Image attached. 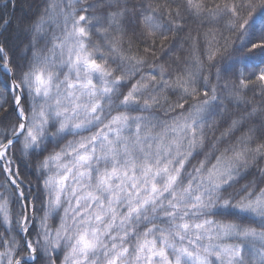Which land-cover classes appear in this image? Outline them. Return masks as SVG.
I'll list each match as a JSON object with an SVG mask.
<instances>
[{
  "label": "snow or ice",
  "instance_id": "1",
  "mask_svg": "<svg viewBox=\"0 0 264 264\" xmlns=\"http://www.w3.org/2000/svg\"><path fill=\"white\" fill-rule=\"evenodd\" d=\"M19 52L0 44V264H264V104L229 107L264 92V0H49Z\"/></svg>",
  "mask_w": 264,
  "mask_h": 264
},
{
  "label": "trees",
  "instance_id": "2",
  "mask_svg": "<svg viewBox=\"0 0 264 264\" xmlns=\"http://www.w3.org/2000/svg\"><path fill=\"white\" fill-rule=\"evenodd\" d=\"M48 2L49 0H10V2L9 0H0V44H3L4 47L9 50L10 55L18 56L20 54L19 49L22 46H27L29 41V32L32 28V25L44 11ZM93 23L95 24L96 21H93ZM188 27L193 30L192 36L195 37L197 34H199V38L202 43L204 33L209 30L208 22H205L203 26L198 27V22L194 21L190 23ZM47 31L50 34L53 31L59 33L61 30L55 28L53 25L52 27L48 28ZM91 39L96 43H100L101 45L103 44L95 29H93ZM177 41H180L183 44V47H180L177 44ZM164 43L166 47L171 45L172 47L177 48L176 53H174L171 60L169 61L173 67H176L178 63L182 62L186 56L190 54V41H187L184 38L183 33H181V35L177 37L176 40L170 39ZM49 47V43H40L39 48L42 50L41 55H50V53L47 51ZM133 50H135V45L133 46ZM157 55L160 56L159 50ZM244 92L245 94L239 102V106L233 107V105H229L234 113L250 111L253 105L259 107L260 105L264 104V92L260 90L258 81L248 84ZM175 100L176 97H169L170 102H175ZM144 115H147V113H144ZM0 118H2V114H0ZM259 120L260 117L257 115V117L251 121V126L258 128ZM225 126L226 125L221 122V129ZM248 126L249 125H246L241 131L235 133V135L232 137L233 141H235V139L238 138L243 132L247 131ZM216 135H219V131H217ZM215 138V136L209 137V142L215 140ZM69 139L74 140L78 138L69 137ZM61 147H63V145H61ZM58 150L59 149H57V151ZM202 158L203 157H201V159ZM212 162H214V160ZM21 171H25L23 167L21 168ZM52 171H56L55 167H52ZM250 172H255V169H251ZM25 174L27 173L25 172ZM252 179H256V177L249 174L247 180L242 182L246 183L248 180ZM50 223H52L53 227H55L57 221L53 220Z\"/></svg>",
  "mask_w": 264,
  "mask_h": 264
}]
</instances>
